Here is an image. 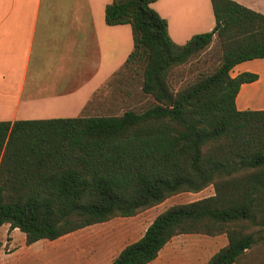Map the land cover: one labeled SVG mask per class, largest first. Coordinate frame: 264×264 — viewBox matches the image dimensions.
Segmentation results:
<instances>
[{"label":"trees","instance_id":"1","mask_svg":"<svg viewBox=\"0 0 264 264\" xmlns=\"http://www.w3.org/2000/svg\"><path fill=\"white\" fill-rule=\"evenodd\" d=\"M156 0H111L108 25L129 24L133 48L112 82L139 83L144 102L120 113L0 121V225L26 244L129 217L182 192L212 195L171 205L109 264H147L179 234H224L206 264H234L264 242V109H237L238 63L264 57V14L210 0L215 24L177 44ZM215 44L216 62L198 63ZM194 69H196L194 71ZM175 75H178L177 86Z\"/></svg>","mask_w":264,"mask_h":264},{"label":"crops","instance_id":"2","mask_svg":"<svg viewBox=\"0 0 264 264\" xmlns=\"http://www.w3.org/2000/svg\"><path fill=\"white\" fill-rule=\"evenodd\" d=\"M234 1L264 14V0ZM110 2L0 0V121L121 112L120 104L112 106L111 86H106V82L124 64L133 39L129 24L105 23L104 8ZM151 6L166 20L168 35L177 44L185 43L196 33L210 31L215 24L210 0H156ZM243 71L254 72L258 78L241 84L235 97L237 109H264V57L240 62L230 74ZM142 213L105 221L109 225L115 219L122 220L116 223L117 231L116 224L102 225L88 237L105 245L102 253L91 250L80 259L72 257L69 264H109L154 219L153 215L149 220L141 219ZM75 231L53 239V252L66 246L61 239ZM188 235L193 234L173 236L147 264H201L191 255H175L198 241L185 239ZM210 254L203 255L202 264L213 253Z\"/></svg>","mask_w":264,"mask_h":264},{"label":"rangeland","instance_id":"3","mask_svg":"<svg viewBox=\"0 0 264 264\" xmlns=\"http://www.w3.org/2000/svg\"><path fill=\"white\" fill-rule=\"evenodd\" d=\"M215 44L216 43L213 42L211 47H209L204 55L201 56L202 60L199 62V64L193 62L192 64L182 67L184 72L183 74L185 76H191L194 74V72H190V68L198 66V68L205 69L207 66L215 63L217 58V49L215 48ZM195 70L196 69H194V71ZM178 78L179 76L175 75L174 83L176 86ZM144 99L145 98L139 93L138 82L134 81L131 84H118V82H112V106L117 104L118 107L120 104L122 109L126 105L139 106L144 102ZM213 193V187L210 185L198 192H182L172 195L159 204L158 207H155V209H152L151 211L144 210L145 212L142 211L144 213L140 212L142 213L140 218H146V220H149L152 215L155 217L157 214L164 211L171 205L194 201L212 195ZM120 221L122 220L119 218L115 219V221L109 225L113 227ZM146 222L147 221H145L144 225ZM2 225H0V264H69V262L73 260L72 257L76 258L74 260L80 259L82 256H86L91 250L100 251L99 253H102L101 251H103L105 245L102 242L91 240L88 237L94 235L98 228H100L102 225L103 227H106L108 223L101 222L89 225L63 237L61 241L67 243V245L58 247L54 252L52 249L55 247L56 243H52V240L39 239L31 244H26L25 235L23 232H21L19 229H15L13 231L12 228L7 225V223H5L4 226ZM117 225L119 224H116L114 231H117ZM188 236L190 237H186L185 239L192 238L198 240L199 242H191L192 244H190L189 247L187 246V248L182 252L179 250L175 253V255H178L179 257L191 255L193 258H198L196 263L199 262L201 264L203 263V255L214 253L227 242L226 236L224 234H220L219 236L215 235L217 237L204 234H193ZM234 264H264V242L254 244L249 249L244 251V253L238 257L236 263Z\"/></svg>","mask_w":264,"mask_h":264}]
</instances>
